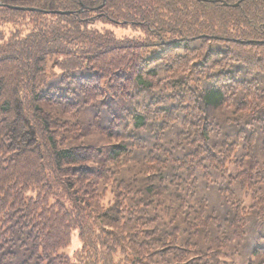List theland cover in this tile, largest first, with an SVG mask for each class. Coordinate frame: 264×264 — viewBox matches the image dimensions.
I'll return each instance as SVG.
<instances>
[{"label": "trees", "instance_id": "1", "mask_svg": "<svg viewBox=\"0 0 264 264\" xmlns=\"http://www.w3.org/2000/svg\"><path fill=\"white\" fill-rule=\"evenodd\" d=\"M0 1V264H264V0Z\"/></svg>", "mask_w": 264, "mask_h": 264}, {"label": "rangeland", "instance_id": "2", "mask_svg": "<svg viewBox=\"0 0 264 264\" xmlns=\"http://www.w3.org/2000/svg\"><path fill=\"white\" fill-rule=\"evenodd\" d=\"M23 23V21H20V22H18V24H7L6 25V30H10V29H13L14 27H16L17 25H21ZM116 33H117V35L118 36H123L124 34H126V35H132V34H129V33H125V32H123L121 29H117L116 30ZM79 241L78 240V232H76L75 233V236L71 239V243H72V241ZM74 249V247L72 246V245H70V248H69V251H71V250H73Z\"/></svg>", "mask_w": 264, "mask_h": 264}, {"label": "water", "instance_id": "3", "mask_svg": "<svg viewBox=\"0 0 264 264\" xmlns=\"http://www.w3.org/2000/svg\"><path fill=\"white\" fill-rule=\"evenodd\" d=\"M105 1H104L103 5L105 4ZM205 1H214V2H216V0H205ZM238 4H239V2L236 3L235 5H238ZM0 5H3V3H1V1H0ZM14 7H16L17 9H23V10L33 9V8H30V7H20V6H14ZM260 43H264V40L262 42H260Z\"/></svg>", "mask_w": 264, "mask_h": 264}]
</instances>
